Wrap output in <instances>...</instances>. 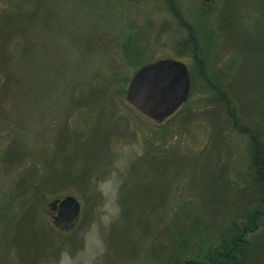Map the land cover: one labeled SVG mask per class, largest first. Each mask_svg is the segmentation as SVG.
<instances>
[{
	"label": "rangeland",
	"instance_id": "1",
	"mask_svg": "<svg viewBox=\"0 0 264 264\" xmlns=\"http://www.w3.org/2000/svg\"><path fill=\"white\" fill-rule=\"evenodd\" d=\"M61 2L57 19H37L28 59L8 62L0 0V264H168L180 239L213 241L255 197L249 140L230 115L264 137V0ZM164 60L194 77V114L159 126L126 93ZM66 197L81 215L59 233L49 204ZM189 204L192 219L180 214Z\"/></svg>",
	"mask_w": 264,
	"mask_h": 264
},
{
	"label": "trees",
	"instance_id": "2",
	"mask_svg": "<svg viewBox=\"0 0 264 264\" xmlns=\"http://www.w3.org/2000/svg\"><path fill=\"white\" fill-rule=\"evenodd\" d=\"M11 1L9 3L11 11L5 13L3 16L4 45L6 43H12L13 45L16 42L13 53L10 54L8 50L5 53V58L8 62L13 60L17 54H21L22 58L28 59L32 54V50L36 48L35 42L31 40V34H34L35 30L40 34H44L43 32L45 30V27H39V25L41 26L43 24L40 22L38 25L37 19L39 21H46L49 18L50 21H54L59 17V9L61 10L62 8L61 0ZM165 2L171 11L175 9L173 0H165ZM44 15L45 17H42ZM181 27L187 28L183 22L181 23ZM188 33L189 38L183 46L187 47L193 44L192 57L198 65L200 64L199 56H202V53L199 51L197 38L193 34V31L189 30ZM199 71V79L201 82L208 89L212 90L213 87L206 76V72L202 68H199ZM190 78L192 84L189 101H191L195 92L194 77L190 75ZM220 99L225 100V97L220 96ZM185 107L172 119L176 116L181 117L184 113L194 114L185 109ZM230 113L232 114L231 109ZM191 115H188L186 119L191 120L193 117ZM230 118L235 132L245 136L249 140L248 170L250 182L253 187L252 192L255 193V197L242 211L234 215V220L231 222L229 228L225 230L220 229L215 232L213 241H208L211 239L203 238L195 247L191 248L188 245L190 239L188 241L180 239L178 246L173 251V258L168 264H264V254H258L257 252V248L264 247V137L259 132H251L241 127L236 116L230 115ZM150 158L147 157L145 162L143 160V164L150 163ZM161 158H165L163 154ZM223 188L226 190V186ZM218 198L221 201L225 199L220 193ZM192 204H194V209L198 213L203 211L204 206L201 202ZM190 206L191 204L180 212L187 219L193 218V212H191ZM195 226L198 227V232L200 223H195ZM203 227L205 229L207 228L205 224H203Z\"/></svg>",
	"mask_w": 264,
	"mask_h": 264
},
{
	"label": "water",
	"instance_id": "3",
	"mask_svg": "<svg viewBox=\"0 0 264 264\" xmlns=\"http://www.w3.org/2000/svg\"><path fill=\"white\" fill-rule=\"evenodd\" d=\"M190 93L191 80L186 66L164 60L145 66L134 75L126 102L139 115L160 126L188 103ZM49 210L53 227L59 233L74 228L81 215V206L73 197L52 202Z\"/></svg>",
	"mask_w": 264,
	"mask_h": 264
}]
</instances>
